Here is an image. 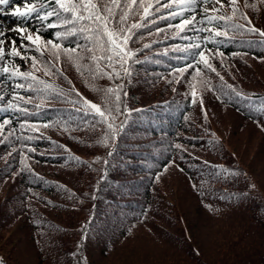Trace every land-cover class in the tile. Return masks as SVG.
<instances>
[{"label": "trees", "instance_id": "1", "mask_svg": "<svg viewBox=\"0 0 264 264\" xmlns=\"http://www.w3.org/2000/svg\"><path fill=\"white\" fill-rule=\"evenodd\" d=\"M263 1L245 11L262 30ZM93 2L127 14L120 56L75 13L42 31L41 46L3 48L0 260L264 264V45L223 36L245 12L208 0ZM212 109L235 112L254 138L233 143Z\"/></svg>", "mask_w": 264, "mask_h": 264}, {"label": "snow or ice", "instance_id": "2", "mask_svg": "<svg viewBox=\"0 0 264 264\" xmlns=\"http://www.w3.org/2000/svg\"><path fill=\"white\" fill-rule=\"evenodd\" d=\"M13 2V0H0V6H10L11 3ZM51 3H56L59 5V9H63L64 12L67 13H75V19L73 20V23L76 20H88V21H92L93 23L96 24V29L95 31L98 33V40H103V38L105 36L108 37L107 41L105 42L108 45H111V47H109L107 50L110 52H114V54L116 56H120L121 53L119 51H116L117 48V44H116V39L115 37L118 35H122L125 31L124 28H116V25L118 24H123L125 22V20L127 19V14H121L119 16H117V14L112 12V9L110 7H108L106 4H100V3H95L93 2V0H88V3L85 4L83 2V0H73V2H71L69 4V6L66 8L64 6V4L60 3V0H50ZM197 0H188V5L191 6V4L196 3ZM201 2H203V0H201ZM217 3H220V0H216ZM236 2V0H229V3L234 4ZM112 3L119 8V4L117 3V0H112ZM79 8L80 12H76V9ZM59 9L51 11V12H46L45 15L41 16L40 13L45 12V8L43 6L41 7H26L25 11H20L19 9H17L15 12H13V15H16L18 17L27 19L29 17H31L33 14L37 15L40 17L41 20L46 21L49 17L55 15L57 16V18H60V16L62 15V13L59 11ZM4 12V8L0 7V14H2ZM87 12L88 15L85 16L84 13ZM104 13H107V15H104ZM214 18L209 17V23L212 22ZM111 21L113 24V28L111 31H109L108 28V22ZM142 25L140 24H133L131 25L132 28H139ZM2 27V26H0ZM16 31H21L20 29H15ZM250 31H255V32H259L258 29H250ZM74 34V33H73ZM216 35H221V33H216ZM260 35L264 36V32H260ZM5 36V33L0 31V37ZM28 40H32L31 36L26 37ZM37 39H39V36H37ZM125 42H126V38H125ZM13 44H15V41L12 42ZM33 43H35V41H33ZM4 44V40L0 39V45ZM53 47H55V45H53ZM194 47H200L199 45H195ZM39 50V49H37ZM10 55L16 56L19 55V53L16 51L15 47H13V49L10 52ZM200 55H202V53H200ZM22 59H33L35 60L34 57L28 58V57H21ZM3 59V48L0 47V60ZM93 59H96V57H93ZM101 59H107L109 61L112 60L111 56H107V57H101ZM205 66L211 68V65L207 64V61H204ZM191 66V65H190ZM214 70V69H213ZM4 73H8V69L4 68L3 69ZM126 74H128L126 72ZM21 75H25L23 73H21ZM109 92L113 91L112 89L108 90ZM2 99V98H0ZM116 101H120V97L119 95H116ZM202 102V101H201ZM92 108H95L97 110V112H99V114L103 117L104 116V112L100 110V108L93 104ZM107 110V109H106ZM139 111V110H136ZM206 115V114H205ZM4 123H8V121H5ZM109 127H111V125H109ZM111 155V153H109ZM0 264H3V261L0 260Z\"/></svg>", "mask_w": 264, "mask_h": 264}, {"label": "rangeland", "instance_id": "3", "mask_svg": "<svg viewBox=\"0 0 264 264\" xmlns=\"http://www.w3.org/2000/svg\"><path fill=\"white\" fill-rule=\"evenodd\" d=\"M3 24H5V22ZM258 66H261V68H264V63ZM211 111H212L211 115H213V120L214 122H216L217 127L223 128L224 132L231 135L232 140H235V142L233 143L235 144L242 143V142L245 143L246 139L251 137L252 132L250 131L251 130L250 128H246L242 130L243 127H246L244 123H242V125L240 126L238 124L235 125V121L233 117L236 119V123L238 122V119L236 118V115L234 114L235 112L233 113V111H230L228 109H226L225 111H217V109H212ZM242 138H245V140H242ZM251 138L253 139L254 137H251ZM260 155L262 156L263 154H260ZM30 253L31 254L28 255L27 264H34L36 261V257L34 259L33 256H37V255L34 252H30Z\"/></svg>", "mask_w": 264, "mask_h": 264}]
</instances>
